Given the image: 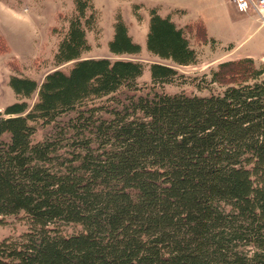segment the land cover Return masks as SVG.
Wrapping results in <instances>:
<instances>
[{
	"label": "trees",
	"instance_id": "trees-1",
	"mask_svg": "<svg viewBox=\"0 0 264 264\" xmlns=\"http://www.w3.org/2000/svg\"><path fill=\"white\" fill-rule=\"evenodd\" d=\"M74 4L53 58L69 67L9 79L0 223L26 229L0 238V264H264V62H221L192 82L208 93H172L164 85L186 75L123 57L142 46L121 15L116 57L85 56L98 11ZM149 11L147 50L197 64L189 34L203 23Z\"/></svg>",
	"mask_w": 264,
	"mask_h": 264
},
{
	"label": "rangeland",
	"instance_id": "rangeland-1",
	"mask_svg": "<svg viewBox=\"0 0 264 264\" xmlns=\"http://www.w3.org/2000/svg\"><path fill=\"white\" fill-rule=\"evenodd\" d=\"M98 11V22L87 32L91 48L88 57L113 55L108 46L113 36L114 22L121 15L133 39L142 46L138 55L123 57L146 64L161 62L175 67L187 78L167 83L169 92L187 91L206 94L200 88L212 68L221 62L252 57L264 62V26L260 25L253 11L241 12L231 0H93ZM156 7L162 15L170 14L182 26L203 23L199 33H190L191 45L196 49L199 62L179 65L151 54L147 50L146 35L150 8ZM75 11L74 0H0V116L5 107L17 97L9 79L12 74L31 76L41 81L55 68L69 67L70 62L55 67L54 54L69 19ZM203 35L209 38L201 39ZM183 81H187L186 83ZM140 84L151 83L149 66L139 78ZM194 83H200L195 86ZM26 225L9 216L0 223V238L17 235Z\"/></svg>",
	"mask_w": 264,
	"mask_h": 264
},
{
	"label": "built area",
	"instance_id": "built-area-1",
	"mask_svg": "<svg viewBox=\"0 0 264 264\" xmlns=\"http://www.w3.org/2000/svg\"><path fill=\"white\" fill-rule=\"evenodd\" d=\"M241 12L253 11L260 25L264 26V0H231Z\"/></svg>",
	"mask_w": 264,
	"mask_h": 264
}]
</instances>
